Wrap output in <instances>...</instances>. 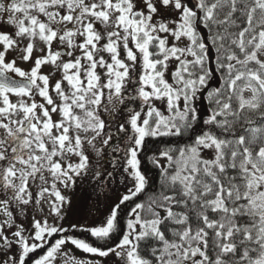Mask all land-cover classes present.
<instances>
[{
    "label": "snow or ice",
    "instance_id": "obj_1",
    "mask_svg": "<svg viewBox=\"0 0 264 264\" xmlns=\"http://www.w3.org/2000/svg\"><path fill=\"white\" fill-rule=\"evenodd\" d=\"M88 175L95 244L62 223ZM110 256L264 264V0H0V264Z\"/></svg>",
    "mask_w": 264,
    "mask_h": 264
},
{
    "label": "rangeland",
    "instance_id": "obj_2",
    "mask_svg": "<svg viewBox=\"0 0 264 264\" xmlns=\"http://www.w3.org/2000/svg\"><path fill=\"white\" fill-rule=\"evenodd\" d=\"M10 30L11 29H9V31ZM24 43L26 44L27 41H24ZM36 54L37 53H34V55ZM15 55V53H10L9 59ZM17 65L25 70H29L31 62H23L17 59ZM12 75L15 76V74ZM59 77L60 73L56 72L55 77H53L50 82H54L55 79H59ZM11 98L13 101L16 99L14 95ZM35 99L37 102H42V98L38 95L35 96ZM204 103H206V101H204ZM55 118L54 114V119ZM120 191L122 192L123 189L121 188ZM64 194L71 199V203L65 205L63 210L65 219L62 221L63 226L69 230L74 229L69 227L73 224L77 225L75 228H88L101 224L108 214L109 204L115 199V194L106 185H98L95 178H92L90 175L85 176L82 179L78 178L75 187L66 191ZM47 211L48 208L45 206V212ZM51 222L52 220L50 218V223ZM69 249L71 250L72 255H75L80 259H100L99 257H93L91 254L82 252L70 243L65 246V251ZM116 259L117 258L113 256L103 258L104 264H115Z\"/></svg>",
    "mask_w": 264,
    "mask_h": 264
},
{
    "label": "trees",
    "instance_id": "obj_3",
    "mask_svg": "<svg viewBox=\"0 0 264 264\" xmlns=\"http://www.w3.org/2000/svg\"><path fill=\"white\" fill-rule=\"evenodd\" d=\"M41 72L44 74L51 73L52 67L44 65V66H42ZM53 77H55V76H53ZM206 103H207V101H206ZM82 229L83 228L71 229L68 231V235H73V236L78 237L80 239H85L87 242L95 244L96 243L95 238L91 237L88 232L82 231ZM55 238H58V237H54L53 239H55ZM42 252H43V250H39L38 254H42Z\"/></svg>",
    "mask_w": 264,
    "mask_h": 264
},
{
    "label": "water",
    "instance_id": "obj_4",
    "mask_svg": "<svg viewBox=\"0 0 264 264\" xmlns=\"http://www.w3.org/2000/svg\"><path fill=\"white\" fill-rule=\"evenodd\" d=\"M14 79H16V80H20V79H18V78H15V77H13Z\"/></svg>",
    "mask_w": 264,
    "mask_h": 264
}]
</instances>
